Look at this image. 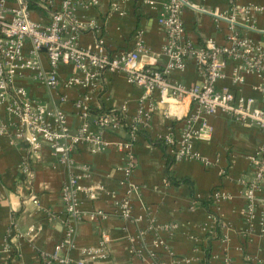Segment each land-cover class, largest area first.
Wrapping results in <instances>:
<instances>
[{
  "label": "crops",
  "instance_id": "1",
  "mask_svg": "<svg viewBox=\"0 0 264 264\" xmlns=\"http://www.w3.org/2000/svg\"><path fill=\"white\" fill-rule=\"evenodd\" d=\"M40 1L38 5L42 10L31 9L32 17L46 22L50 14ZM50 1L52 10L61 0ZM96 1L89 5L90 0H84L75 7V16L83 25L78 35L80 45L93 47L100 41L110 54H118L132 50L135 41L141 39L144 50L140 52L139 63L154 69L164 65L161 50L166 35L156 17L166 0ZM188 2L190 6L183 8L182 19L187 36L195 44L209 38L224 44L226 22H216L209 12L228 14L234 10L241 33L252 44L264 49V0H236L238 8L245 4L263 7L260 12L248 14L239 12L237 7L231 10L228 0ZM41 59L43 69L47 70L43 54ZM235 64L227 61L224 77L218 79L216 85L250 96L257 106L264 108V95L255 88L259 83L256 76L244 74L242 83L232 82ZM58 75L61 81L53 90L28 73L16 77L14 85L22 87L29 98L42 102L48 109L61 108L71 132L80 123L75 102L84 96L88 98L92 115L125 105L126 120L136 114L139 101L144 97L143 91L128 83L122 73L106 72L97 85L89 88L64 86V80L78 75L71 64H60ZM171 77L185 85L203 80L191 58L186 60L184 71H172ZM144 109L149 117L128 147H119L130 140L123 125L115 131H102L104 148L92 152L86 144L76 146L70 153L73 162L70 168L58 160L46 143L37 152H30L27 143L17 136L15 117L5 110L4 104L0 105V122L8 126L0 135V264H44L41 253L50 252L62 237L64 202L60 189L73 171L81 175L84 189L95 191L96 197L91 199L85 192L79 193L82 215L75 225L74 247L70 251L74 262L71 264H153L146 251L138 256L129 250L128 237L137 235L145 223L144 219L125 221L116 215L114 197L125 196L131 201L133 215H143L147 211L157 224H176L172 235L158 234L163 240L159 252L168 250L174 257L188 259V264H224L226 255L231 264H264V232L259 224L264 215L263 184L255 192L252 227L241 215L246 187L242 180L250 178V156L264 145V130L222 114L207 116L212 126L210 135L192 141V151L200 158L176 160L167 174L165 153H169L168 146L152 141L169 133L178 138L185 126V117L191 111L190 99L176 101L167 94L154 92L144 99ZM198 125L196 121L195 127ZM129 159L132 171L126 177L124 166ZM24 163L33 172L30 183L25 180ZM168 177L176 181L186 178L189 182L173 183ZM97 185H102L103 189L96 190ZM28 187L36 195L38 205L29 200ZM215 188L225 191L229 197L213 202L209 206L211 215L196 199L207 198ZM97 211L107 216L101 219ZM217 221L221 224V238H209L207 234L214 231ZM9 227L20 236L13 237V233L8 236ZM30 227H34V231L26 235ZM102 232L110 238L107 257L92 259L84 255L81 249L97 246ZM154 239V234L148 232L137 240V245L148 249ZM163 258L170 262L167 255Z\"/></svg>",
  "mask_w": 264,
  "mask_h": 264
},
{
  "label": "built area",
  "instance_id": "2",
  "mask_svg": "<svg viewBox=\"0 0 264 264\" xmlns=\"http://www.w3.org/2000/svg\"><path fill=\"white\" fill-rule=\"evenodd\" d=\"M83 1L61 0L51 10V1L41 0L40 4L50 14L49 20L43 22L32 17L28 0H0V105L4 104L5 110L15 117L17 136L27 143L30 152H37L46 143L58 156V160L71 168L73 162L70 153L76 146L86 144L92 152L102 150L105 146L101 137L102 131H115L123 125L115 112L126 120L125 105L92 115L88 98L84 96L75 102L80 123L71 132L66 124L65 112L61 108L48 109L42 102L29 98L22 87L14 85L16 77L28 73L34 80L53 90L61 81L58 75L60 64H71L78 73L64 80V86L67 87L89 88L97 85L100 78L108 72L124 74L128 83L143 91L144 97L139 101L136 114L126 120L130 128L127 130L130 140L119 146L120 148L128 147V143L134 139L140 128L145 126L149 114L144 109V99L154 92L167 94L176 101L190 99L191 111L185 117V126L178 138H174L172 133L162 138L175 160L200 158L198 153L192 151V141L210 135L212 126L208 123L207 116L222 114L234 121L264 130L263 107L257 106L252 97L239 94L233 88H220L216 85L217 80L224 77L227 61L232 60L236 62L232 82L242 83L244 74L254 75L259 79L255 88L264 95V49L252 44L241 33L236 13L232 10L237 7L236 0H228V6L232 10L228 14L209 12L216 22H226L224 44H218L211 38L201 44L192 42L186 34L182 19L183 8L190 6L188 0H166L156 17L166 35V42L161 50L165 63L159 69L139 63L140 52L144 50L141 39L135 41L132 50L118 54H110L100 41L93 47L80 45L78 35L83 25L74 12L77 4H82ZM96 3V0H90L88 4ZM262 9V6L252 4L237 7L239 12L245 14L257 13ZM247 21H250V16H247ZM41 54L46 59L47 70L42 67ZM188 58L194 60L203 77L200 83L185 85L171 77L172 71H184ZM196 121H199L198 127H195ZM7 127L0 122V135L6 132ZM250 160V178L242 180L246 187L245 205L241 209V215L248 222V226L252 227L255 192L261 184L264 185V145L250 156ZM22 170L25 180L30 183L33 178L31 168L24 163ZM131 171L132 163L129 159L124 166L125 176L128 177ZM80 180L81 175L73 171L62 183L60 193L64 202V216L61 219L63 233L50 252L41 253L44 264L74 262L70 251L74 247L75 225L82 215L79 193L85 192L91 199L96 197L95 191L84 189ZM102 189V185H97L96 190ZM28 190L29 200L38 205L36 195L29 187ZM227 197L229 196L225 191L215 188L207 198L216 202ZM114 207L116 215L125 221L139 222L144 219V227L140 228L138 234L128 237L129 250L133 255L140 256L146 251L153 264H188V259L174 257L168 250L159 252L163 240L158 234L166 232L169 236L172 235L176 229L175 223L157 224L147 211L143 215H133L128 196L114 197ZM97 215L101 219L107 216L101 211H97ZM259 224L264 232V215ZM33 231L34 227H30L26 235ZM148 232H152L155 239L152 247L145 249L142 244L137 245V240L142 239ZM12 233L13 228L9 227L8 236ZM12 236L20 235L13 233ZM109 243V236L102 232L97 246L82 248L81 252L92 259L106 258ZM163 255L170 258L169 263ZM223 262L231 264L227 255Z\"/></svg>",
  "mask_w": 264,
  "mask_h": 264
},
{
  "label": "trees",
  "instance_id": "3",
  "mask_svg": "<svg viewBox=\"0 0 264 264\" xmlns=\"http://www.w3.org/2000/svg\"><path fill=\"white\" fill-rule=\"evenodd\" d=\"M28 7L30 9H33V10H36V11L42 10V8L38 5V0H28ZM109 111H110V109L101 111L99 113H104V112H109ZM115 114L117 115L119 121L124 125V127L126 128V130H129L130 128L127 125L126 120L123 117H120V115H119L118 112H115ZM152 142H153V144H157V145H160V146L164 143L162 141V139H158V140L152 141ZM165 155H166V173L169 174L170 166L176 160H175L174 156H172L170 153H168V154L165 153ZM168 180L172 181L173 183L189 182L188 179H186V178H182L179 181H176V180L172 179L171 177H168ZM192 196H193V193H192ZM193 198H195V197L193 196ZM196 200H198L200 202V204L203 207L206 208V210H207V212L209 214H211V215L213 214L212 211H211V209H209V206L213 203V201L210 198L196 199ZM220 226H221V224L219 223V221H217V224H216V227H215L214 231L212 233H208L207 236H209V238H211L212 236L214 238H221Z\"/></svg>",
  "mask_w": 264,
  "mask_h": 264
}]
</instances>
